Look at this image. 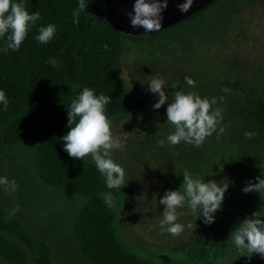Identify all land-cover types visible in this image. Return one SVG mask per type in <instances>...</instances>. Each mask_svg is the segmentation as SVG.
<instances>
[{"label": "trees", "instance_id": "16d2710c", "mask_svg": "<svg viewBox=\"0 0 264 264\" xmlns=\"http://www.w3.org/2000/svg\"><path fill=\"white\" fill-rule=\"evenodd\" d=\"M217 1L164 30L133 35L117 31L108 23L102 0H90L78 25L72 23L71 16L77 0H25L28 11H38L41 20L18 50L0 53V88L10 101L7 110L0 111V140L3 145L12 146L36 138L34 168L39 182L82 199L71 234L90 264L158 263L133 251L120 239L115 215L121 202V189L105 187L92 159L69 157L64 151L60 138L67 132L66 108L81 88L87 86L110 96L107 109L111 117L150 112L151 96L131 93L119 74L125 53L133 57L134 53L144 51L146 44L153 45L163 35L180 30ZM48 23L56 26V33L49 43L40 44L35 40L37 28ZM245 56L251 69L257 65L261 71L245 75L247 85L243 88L239 87L237 75L226 81L223 86L227 89L223 90L226 105L218 126L224 131L218 138L213 133L204 141L212 145L216 155L222 151L228 153L221 170L204 179L237 185L235 189L229 185L224 194L229 202L227 206L233 209L245 208L246 203H264L262 189L242 191L246 183L254 184L256 177L264 175V56L251 52ZM257 75L262 78L256 82ZM245 131H254L255 135L245 138ZM246 155H252L257 162L246 165L238 175L236 171L244 164ZM109 191L114 197L111 208L103 203ZM52 255L45 241L33 235L21 220L7 215L0 200V259L6 264H54Z\"/></svg>", "mask_w": 264, "mask_h": 264}, {"label": "rangeland", "instance_id": "374dc122", "mask_svg": "<svg viewBox=\"0 0 264 264\" xmlns=\"http://www.w3.org/2000/svg\"><path fill=\"white\" fill-rule=\"evenodd\" d=\"M143 49L133 57L126 52L121 60L119 74L131 93L150 95L154 103L158 97L148 92L147 82L159 75L169 86L176 85L168 89L169 100L177 90L207 94L217 99L214 107L221 108L223 116L226 81H232L237 75L239 87L243 88L247 85L245 75L261 71L257 65L251 69L245 54L264 56V0H218L180 30L163 35ZM185 76L196 81L194 89L184 82ZM261 78L257 75L255 81ZM165 108L166 104L158 110L151 108L141 116L112 117L113 133L125 144L123 151L113 153L124 166L127 179L121 188V202L115 215L120 239L133 251L158 264H264V258L257 253L247 256L246 252L237 251L230 234L245 216L264 210L263 201L233 209L224 198L211 225L204 224L200 218L195 220L187 207L178 209L184 213L179 221L193 223V229L185 228L175 237L160 234L163 206L159 199L164 191L178 188L184 173L194 177L218 173L228 158L224 151L216 155L209 142L199 147L181 142L173 147L157 148L156 139L173 130L165 121ZM157 123L161 124L158 128ZM36 141L32 138L6 146L0 140V176L17 183L12 193L0 187V200L9 217L21 220L33 235L50 246L54 264H90L71 234L82 199L39 182L34 168ZM255 162L256 158L246 155L244 164L236 172L241 175L246 165Z\"/></svg>", "mask_w": 264, "mask_h": 264}, {"label": "clouds", "instance_id": "9594fccd", "mask_svg": "<svg viewBox=\"0 0 264 264\" xmlns=\"http://www.w3.org/2000/svg\"><path fill=\"white\" fill-rule=\"evenodd\" d=\"M90 0H77L71 16L72 23L79 24L81 13ZM193 0H181L175 6L180 13H187ZM168 7V0H133L131 11L126 15L132 29L142 28L144 34L158 32L163 20V12ZM41 20L38 11L29 12L25 0H0V53L9 50L16 51L25 41L29 32ZM56 33L53 23L41 25L37 28L35 40L40 44L49 43ZM184 82L190 89L196 87V81L185 76ZM148 92L158 97L151 107L158 110L166 104L165 121L173 126L163 138H157V148L173 147L181 142L195 147L202 145L207 137L216 133L217 138L224 128L218 127L223 119L215 97L201 96L195 91L177 90L169 100L168 89L176 85H168L167 81L155 75L147 82ZM227 91V89H224ZM9 97L3 88H0V111H5L9 105ZM111 102L109 95L97 93L94 89L84 86L67 106V132L60 138L63 149L69 157L83 160L90 156L95 168L103 178L105 187L109 190H119L125 185L126 170L119 163L113 153L123 151L124 142L114 135L112 130L113 118L108 114L107 105ZM161 124L157 123L156 127ZM245 138L251 139L254 131H245ZM214 173L192 176L188 173L182 175V182L176 189H166L160 196L159 204L163 206L162 219L159 220L161 235L170 234L179 236L185 228L193 229V223H181L179 217L184 215L178 209L187 207L195 217L200 218L206 225L215 220V213L221 209L228 182H217L213 179L205 181L204 177ZM0 187L5 192L12 193L17 189L14 179L0 176ZM264 189V175L256 177V183L249 181L242 188L247 193ZM106 207L114 206L113 193L109 191L103 197ZM264 210L253 211L245 216L231 230V242L239 252H246L247 256L257 253L264 258ZM0 264L4 261L0 259Z\"/></svg>", "mask_w": 264, "mask_h": 264}, {"label": "water", "instance_id": "95a60500", "mask_svg": "<svg viewBox=\"0 0 264 264\" xmlns=\"http://www.w3.org/2000/svg\"><path fill=\"white\" fill-rule=\"evenodd\" d=\"M105 7V16L108 23L117 31L131 33L133 35L144 34L142 28L132 29L129 25V18L126 15L128 11H131L133 0H102ZM215 0H193L192 6L187 13H180L176 8V4L181 0H168V7L163 12V20L159 31L176 24L196 12L202 10ZM158 31V32H159ZM156 32H150L153 34Z\"/></svg>", "mask_w": 264, "mask_h": 264}]
</instances>
